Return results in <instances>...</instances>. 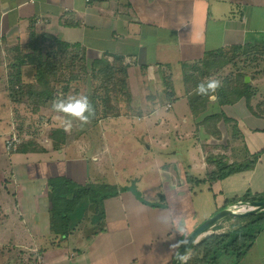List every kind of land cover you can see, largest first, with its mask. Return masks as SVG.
<instances>
[{
    "label": "crops",
    "instance_id": "0c3cea01",
    "mask_svg": "<svg viewBox=\"0 0 264 264\" xmlns=\"http://www.w3.org/2000/svg\"><path fill=\"white\" fill-rule=\"evenodd\" d=\"M32 31L55 36L92 58L105 56L111 62L120 56L128 67L130 93L143 101L133 100V107L142 111L136 115L139 130L165 147L171 140L188 141L185 152L178 156L166 152L170 159L156 164L155 181L165 193L145 194L143 202L125 189L105 199L108 225L89 238L80 227L65 237L51 232L47 181L64 175L79 184L119 186L117 179L91 168L92 152L86 155L79 140L62 144L61 158L52 153L51 141L42 139L33 138L40 151L17 150L31 138L20 134L23 104L8 95L7 52L26 45ZM261 46L264 0H0V264H171L180 245L204 219L247 196L264 199V96L256 90L249 99L223 106L210 99L203 115L226 112L238 130V141L220 148L226 162L260 155L248 166L206 180L215 166L209 164L203 143H218L212 133H203V125H197L203 115L196 120L190 111L181 68L182 63L198 62L211 52ZM247 78L251 85L253 78ZM164 80L173 86L172 101L164 97ZM181 102L192 117L191 127L184 130L186 110ZM161 108L170 116H159ZM121 117L126 115H114L112 120L124 123ZM147 117L153 120L148 122ZM104 120L98 121L102 127ZM12 134L20 142L7 149L5 140ZM212 145V151L220 150ZM188 146L195 149L192 155ZM46 160L51 166L38 173L30 166ZM72 163L86 165V179L77 178ZM194 178L204 180L199 183H206L205 193L191 187ZM225 227L220 222L219 231ZM237 264H264V225Z\"/></svg>",
    "mask_w": 264,
    "mask_h": 264
},
{
    "label": "rangeland",
    "instance_id": "374dc122",
    "mask_svg": "<svg viewBox=\"0 0 264 264\" xmlns=\"http://www.w3.org/2000/svg\"><path fill=\"white\" fill-rule=\"evenodd\" d=\"M45 34L46 33L42 32L37 33L26 45L17 46L14 52H7L9 56L8 61L6 62L8 70L11 61L18 54H23V56L26 57L29 53H39L42 59L46 60L49 58L53 59L55 62V72L52 76L53 81L51 80L52 84H54L52 86L53 99H51V101H48V103L45 102V104L41 103L38 105V102L35 99L33 101H29L26 94H23L21 96V100L19 103L23 104L25 113H23L24 120L20 123V134L30 135V137L28 138H35L38 141L42 139V142L44 143H48L49 141H51V151H53L52 153L54 154V156L57 155V157L61 158L59 156V150L62 149L63 146L61 147L60 145V147L58 148L54 146V141L52 139L51 133L54 132V130H56L57 128H62L66 132V134L64 133V135L62 136L64 139L63 144L69 141V139H72L73 141L79 140L78 142L83 146L84 150H86V155L88 154V152H92V160L90 157H88L89 163L92 164L91 168H100L102 169L101 171H103V173L111 174L112 177H115L117 179L119 183V186H117L118 188L126 187V189L134 193L137 198H139L138 195L142 198L143 195L154 193V191L156 190L158 191L155 192L156 194L165 193V188L163 186H160L159 183L157 184L155 181L156 172L154 171V169L156 167V164L160 162L164 163L168 161V159H170V156H164V153L166 152H170L173 156H178L182 152H185L184 147L187 145L188 141H178V139H175L176 142H173L171 140L165 147L161 144V142H157L156 138H154V140L152 141L148 139V137H150L148 136L149 134L147 135L145 132H141L139 130L138 126L141 127V122L136 121V115H141L142 111L137 110L133 107V100L135 101L136 99V103L143 101L140 95L138 96L135 93L136 95L132 96V94L130 93L128 87L129 80H127L128 67L126 68L125 72V82L127 90L130 93V99L127 101V97L123 95L119 90H117V92L115 94L113 93L112 95L109 109H104L103 102L101 103L100 107H98V111L106 110L107 117L105 116L106 120L103 121L105 123L103 127H105L103 128L99 122H94V120L92 119H90V121L86 124H81L80 121L73 119L70 130L66 131L64 125V115L52 110V101L58 97L67 98L70 95H86L87 93H90V91H92L94 87L98 88L99 84L103 82L104 78L106 79V77L102 78L101 81L100 79L94 78V75H96L95 72H97L98 70L96 71V69L92 68L91 61L95 59V57L92 58L88 56L84 51H81L82 49L79 50L80 48L78 49L76 46H68L67 48H62V46L58 45L56 41H54V39L50 38V36L52 35L46 34L47 36H44ZM213 59L214 58H209L200 63L191 64L187 68L186 74L191 75L194 78L189 84H187L188 88H191V86L196 82L195 78L198 81L200 80L204 82H207L209 78L218 79L222 82V86H224L223 84L225 82L229 81L233 84L236 80H240L241 75H244L251 76L253 78L251 82L252 84L250 85L251 90H257V92L260 94L259 97L264 96L263 46L251 48L247 47L240 50L236 49L225 51L222 52L221 56L215 58L214 61ZM31 66L33 65H30V63H28L27 65H23L21 68L22 79L26 84L33 83V70L31 69ZM120 68L121 66H119V69ZM10 70L11 72L13 71L12 66ZM102 76H104V73H102ZM118 76V78H123L121 74H119ZM166 82L169 83L171 88L173 87L170 83V80H165V83ZM112 85L113 84L111 83L109 87L111 86L112 88ZM118 86H116L115 88H120V86ZM132 89H136L135 86H133ZM99 90L101 91V93H103L104 91L103 88H99L98 91ZM180 104L183 105L182 102ZM105 105L107 106L106 103ZM183 106L186 110V122L182 123V129L184 130L191 127L192 117L187 109V105ZM228 108L233 110L234 107ZM203 113L195 116L196 120H198V118H200ZM223 113L226 114V112ZM158 114L159 116H163V118H167L168 116H170L171 112H169L165 108H161L158 111ZM99 115H102V113H98V115L95 116V119L102 118ZM114 115H126V117H121L126 121L123 123L118 122L117 120H112V117ZM145 120L150 122L151 120H153V117H147L145 118ZM131 123L135 125L133 128ZM218 123H220V125H218ZM223 123V120H219L217 122L215 127L218 131L217 134H214V131H211L218 144L212 145L209 143V140L203 143L205 150L208 151L207 155L209 159H211L213 156L225 157L220 148H226L229 144L232 146L235 139L236 141H238V136H230L228 129ZM27 124H29L28 127H26ZM202 128L203 133H206L207 131H205L204 126ZM215 128L213 130H215ZM152 129H154L155 131V128ZM101 130H103L102 136ZM149 133L152 136L151 131H149ZM206 134L209 135V133ZM9 137H7L6 140ZM17 139L20 142L18 137ZM236 143L239 144V142ZM211 145L217 146L220 150L212 151L210 148ZM73 151L74 149L69 151L70 155L73 153ZM187 151L188 155H192L195 149H193L191 146H188ZM237 153L238 152H235V154ZM64 154L62 153V155ZM229 154L230 156L234 155V153L232 152ZM42 155L43 154H39V156ZM238 159L239 158H237L236 161H238ZM48 162L49 161L46 160L45 164L38 162L30 166L35 167V170H37L36 172L38 173V171H41L43 168H49V166H51ZM94 162H97V164H95ZM72 164L73 167L78 171L79 176H77V178L81 181H83V179H86V165L79 166L75 165V163ZM25 167H29V165H25L24 168ZM195 175L198 176V174ZM195 179L196 178L192 180L193 182H190L191 187H193L196 191L202 188L203 192L205 193L207 188L206 183H199L198 181H195ZM155 199H158V197L155 196ZM224 219L221 220L226 224V227L223 229V231H232L236 226L243 224V221L241 219H238L237 217H230L226 220ZM106 223L107 219L104 218L100 225L106 228V226L108 225ZM221 226L223 227V225ZM79 229L82 232L85 230L84 226L80 227ZM212 231L213 230L210 228L206 234L212 233ZM216 232L222 231H219L218 229ZM218 264H236V258L229 252L221 253L218 255Z\"/></svg>",
    "mask_w": 264,
    "mask_h": 264
},
{
    "label": "trees",
    "instance_id": "16d2710c",
    "mask_svg": "<svg viewBox=\"0 0 264 264\" xmlns=\"http://www.w3.org/2000/svg\"><path fill=\"white\" fill-rule=\"evenodd\" d=\"M29 35L30 40L28 42L31 41L35 33L32 31ZM44 36L47 35L45 34ZM50 38L54 39V41H56L58 45L62 46V48L70 46L68 43L57 39L55 36H50ZM236 49L240 50L242 48L232 47L227 50L211 52L206 54L204 58L198 62L182 63V79L185 86V95L190 111L194 117L205 111L207 106L206 103L210 100L211 95L216 96V102L220 106L232 104L241 98L249 99V97L253 95L250 83L245 82L244 75H241L240 80H236L233 84L229 81L225 82L223 84L224 86L219 88L214 94L209 93L207 96L196 94L197 85L204 81H198L195 78L196 82L191 86V88H188L187 86V84L194 79L193 76L186 74V70L191 64L200 63L209 58H214V61L215 58L221 56L222 52ZM79 50H81V48ZM81 51L83 52V50ZM24 57L25 56H23V54H18L10 63L8 70L10 72H8L7 76V91L9 97L14 103H19L21 96L26 94L29 101H33L35 99L38 102V105L41 103L45 104V102L48 103V101L53 99L52 86L54 84H52V76L55 72L54 60L49 58L46 60L42 59L39 53H29L25 58ZM28 63L33 65L31 66V69L33 70V83L31 84H26L22 79L21 68L23 65H27ZM91 65L93 69H96V71L98 70L95 72L96 75H94V78L100 79L101 81L102 78L106 77V79L104 78L103 82L99 84L98 88L94 87L90 93L86 94L95 110V114L91 119L94 120V122H98L100 119L107 117L106 110L98 111V107H100L103 102L104 109H109L112 95L113 93L115 94L117 90L127 97V101L130 99V93L127 90L125 82L127 65L123 64L122 58L117 55L113 57L111 62L108 61L105 56L97 57L91 61ZM11 66L13 67L12 72L10 70ZM119 66H121L120 69ZM102 73H104V76H102ZM119 74H121L123 78H118ZM111 83L113 84L112 88L111 86L109 87ZM118 85L120 88H115ZM164 86V97L168 101H172L174 98L171 86L168 82L165 83V80ZM99 88H103V93H101L100 90L98 91ZM98 113H102V115H99L102 118L95 119V116L98 115ZM219 120H223L230 136L235 137L239 135L234 120L226 116L223 112L205 115L202 117L200 122H197V125L201 124L207 132L212 133L211 131H214L213 133L217 134L218 131L215 127ZM214 128L215 130H213ZM64 133L66 134L62 128H57L51 133L55 147L58 148L63 144L64 139L62 136ZM17 150L40 151L38 143L32 138L28 141L26 140L20 143ZM259 155L260 152L244 158L248 160L243 162L234 161L232 163L224 161L225 159L223 156L216 157V160L208 158L209 164H212L215 167L208 172L206 180H214L225 176L227 173L248 166L254 163L258 159ZM195 181L201 182L204 180L195 179ZM47 188L50 203L51 232L65 237L75 231L78 227L84 226L87 238L103 229L100 224L105 217L103 204L104 200L118 194L119 191L126 189V187L118 188L117 186L104 182L89 181L85 184H79L65 176H54L49 178L47 181ZM138 197L144 202L143 198L139 195ZM261 199L263 198L259 196L253 198H249L247 196L240 201H254ZM230 217L232 216H229L228 218ZM237 218L241 219L243 224L236 226L232 231L216 232L220 228V222L222 221L211 227L213 230L212 233L206 234L196 243L191 245L184 264H218V255L227 252L235 256L237 264L253 245L256 235L262 229L264 225V211L256 214H247ZM174 257L172 259V263Z\"/></svg>",
    "mask_w": 264,
    "mask_h": 264
},
{
    "label": "clouds",
    "instance_id": "9594fccd",
    "mask_svg": "<svg viewBox=\"0 0 264 264\" xmlns=\"http://www.w3.org/2000/svg\"><path fill=\"white\" fill-rule=\"evenodd\" d=\"M222 86L218 79L209 78L207 82H201L197 85L196 94L207 96L209 93H215ZM210 99L215 100L212 95ZM52 110L64 115L65 130H70L72 120H78L81 124H86L94 116L95 110L87 95L68 96L67 98H56L52 101ZM181 261H186L187 257H180Z\"/></svg>",
    "mask_w": 264,
    "mask_h": 264
},
{
    "label": "water",
    "instance_id": "95a60500",
    "mask_svg": "<svg viewBox=\"0 0 264 264\" xmlns=\"http://www.w3.org/2000/svg\"><path fill=\"white\" fill-rule=\"evenodd\" d=\"M247 76L245 81H247ZM264 211V199L254 201H237L234 202L218 211L211 216L204 219L198 224L195 229L186 237L178 251L175 254L172 264H184L185 261H181L180 257H187L188 250L191 245L196 243L201 236L206 235L211 227L222 219L232 216L241 217L247 214H256Z\"/></svg>",
    "mask_w": 264,
    "mask_h": 264
},
{
    "label": "built area",
    "instance_id": "2783aa9c",
    "mask_svg": "<svg viewBox=\"0 0 264 264\" xmlns=\"http://www.w3.org/2000/svg\"><path fill=\"white\" fill-rule=\"evenodd\" d=\"M19 143L17 137L12 134L7 140H6V148L11 149L16 146V144Z\"/></svg>",
    "mask_w": 264,
    "mask_h": 264
}]
</instances>
